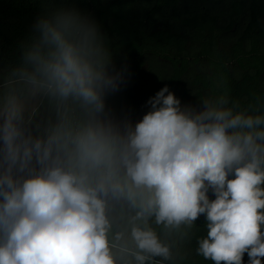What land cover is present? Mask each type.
<instances>
[{
	"label": "clouds",
	"instance_id": "9594fccd",
	"mask_svg": "<svg viewBox=\"0 0 264 264\" xmlns=\"http://www.w3.org/2000/svg\"><path fill=\"white\" fill-rule=\"evenodd\" d=\"M38 2L18 60H0V264L170 260L149 220L178 230L201 215L198 256L264 264L259 99L242 107L222 95L197 110L165 85L141 120L121 125L105 98L128 67H116L96 17L71 0ZM45 101L52 115L37 120L29 105ZM121 201L135 210L130 232L110 239L109 207Z\"/></svg>",
	"mask_w": 264,
	"mask_h": 264
},
{
	"label": "trees",
	"instance_id": "16d2710c",
	"mask_svg": "<svg viewBox=\"0 0 264 264\" xmlns=\"http://www.w3.org/2000/svg\"><path fill=\"white\" fill-rule=\"evenodd\" d=\"M71 2L96 17L116 67H128L120 90L105 98L106 111L121 125L141 120L150 110L149 98L165 85L182 105L197 110H202L203 99L226 95L242 107L256 105L259 99L260 114H264V0ZM41 7L38 0H0V60L6 69L18 60L19 43L29 35ZM154 62L168 67L166 78H156L149 69ZM39 114L36 119L41 121L52 115L47 101ZM208 195L215 198L211 191ZM108 214L113 221L110 239L118 231L127 236L135 210L121 201L110 205ZM205 224L204 215L191 228L178 230L165 229L154 218L149 220L172 251L170 260L157 257L152 264H214L195 251L197 239L206 235ZM125 259L135 264L131 256ZM247 262L245 254L244 264Z\"/></svg>",
	"mask_w": 264,
	"mask_h": 264
},
{
	"label": "rangeland",
	"instance_id": "374dc122",
	"mask_svg": "<svg viewBox=\"0 0 264 264\" xmlns=\"http://www.w3.org/2000/svg\"><path fill=\"white\" fill-rule=\"evenodd\" d=\"M212 12H214L213 10H211ZM159 63V62H158ZM153 63L150 65L149 69H152L153 73L156 74V78H166L169 74V69L168 67H166L165 65H163L162 63ZM148 69L145 70V73H148ZM42 104H36V105H29V111L31 112L33 110V108L35 109V118L40 117L39 114V109L41 107ZM38 119V118H37Z\"/></svg>",
	"mask_w": 264,
	"mask_h": 264
}]
</instances>
